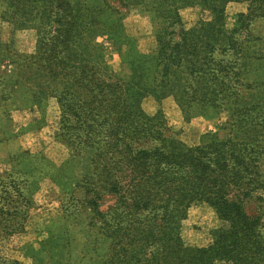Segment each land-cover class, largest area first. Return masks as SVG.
<instances>
[{
    "label": "trees",
    "instance_id": "obj_1",
    "mask_svg": "<svg viewBox=\"0 0 264 264\" xmlns=\"http://www.w3.org/2000/svg\"><path fill=\"white\" fill-rule=\"evenodd\" d=\"M231 3L246 7L227 27ZM0 8L11 27L9 42L0 43V66H10L0 70V104L35 106L43 115L53 100L60 141L75 152L92 149L82 187L91 225L110 240L101 264H264L262 216L244 210L264 192V43L250 35L264 20V0H0ZM188 8L208 12L209 20L186 27L180 12ZM133 10L156 40L151 86L143 85L124 26ZM23 31L34 34L30 52L15 46ZM115 38L129 43L126 76L104 60L100 40ZM163 105H175L185 123L225 109L228 117L189 147ZM103 194L114 196V207L100 208ZM197 203L219 221L201 246L180 233ZM25 207L22 183L0 179V215L26 216ZM21 228L15 222L2 233Z\"/></svg>",
    "mask_w": 264,
    "mask_h": 264
},
{
    "label": "rangeland",
    "instance_id": "obj_2",
    "mask_svg": "<svg viewBox=\"0 0 264 264\" xmlns=\"http://www.w3.org/2000/svg\"><path fill=\"white\" fill-rule=\"evenodd\" d=\"M245 7L240 3L227 5V27H231L233 15L245 11ZM180 15L186 27H191L198 19L210 18L208 12L199 8L182 10ZM124 26L134 38L130 48L141 60L143 85L151 86L156 40L150 23L133 10L126 14ZM250 35L261 37L264 43V20L251 26ZM10 37L11 27L0 19V43H8ZM14 40L20 51L33 49L31 31L16 33ZM100 41L109 70L116 75H128L129 43L117 38ZM0 70L9 73L10 66H0ZM17 96L20 99V95ZM163 106L168 124L179 130V139L189 147L198 145L203 134L215 131L228 117L225 109L218 115L196 117L185 123L175 105ZM60 127L53 100L49 101L43 115L35 106L21 107L10 101L0 104V179L14 176L22 183L28 200V207L23 209L26 216L23 212L16 219L0 215V257L5 259V264H101L107 255L110 240L101 236L97 225H91L94 215L85 202L86 190L82 187L93 151L83 147L75 152L73 146H67L57 136ZM260 167L264 176V156ZM101 204L102 210L114 207V196L103 194ZM194 205L198 208L196 212L195 208L189 210ZM18 206L22 208L21 203ZM190 208L186 216L188 222H181V236L186 244L206 245L207 233L217 228L213 225L219 222L218 218L205 203L193 204ZM244 210L251 216H262L264 233V192H256L246 201ZM15 222L22 228L4 235V226Z\"/></svg>",
    "mask_w": 264,
    "mask_h": 264
},
{
    "label": "crops",
    "instance_id": "obj_3",
    "mask_svg": "<svg viewBox=\"0 0 264 264\" xmlns=\"http://www.w3.org/2000/svg\"><path fill=\"white\" fill-rule=\"evenodd\" d=\"M197 206H195L194 205V207H192V208H190L189 210H191V209H193V208H195V212H196V210H198V208H196ZM198 207H201V205H198ZM203 207V206H202ZM189 216V215H188ZM189 218V217H188ZM185 222H188V219H186V220H184V223ZM218 223V224H217ZM217 223H214V225H213V228H215L216 226L218 227V225H219V222H217Z\"/></svg>",
    "mask_w": 264,
    "mask_h": 264
}]
</instances>
